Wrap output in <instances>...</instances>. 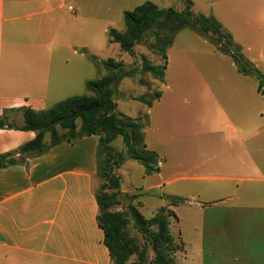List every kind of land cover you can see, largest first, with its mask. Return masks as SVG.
Returning <instances> with one entry per match:
<instances>
[{
  "label": "crops",
  "instance_id": "0c3cea01",
  "mask_svg": "<svg viewBox=\"0 0 264 264\" xmlns=\"http://www.w3.org/2000/svg\"><path fill=\"white\" fill-rule=\"evenodd\" d=\"M190 1L192 11L218 21L232 40L234 35L262 36L256 57L249 46L235 43L256 69L264 67V0ZM141 2L0 0V117L10 124L0 127V154L15 151L35 136L32 130L18 128L23 124V108L43 110L88 92L86 81L98 78L101 60L106 59L95 53L89 41L96 23L107 34L112 18ZM152 2L159 5L158 0ZM233 67L236 70L234 63ZM238 74L243 82L248 77ZM256 93L262 97V110L257 113L262 119L259 142L254 140L259 132L254 94L232 88L225 94L229 101L219 107L228 121L218 131L231 134L219 143L215 164L236 172L222 179L264 183V88L259 92L256 86ZM159 98L145 105V117ZM142 122L144 132L147 118ZM98 140L95 134L64 140L0 167V264H113L96 219ZM255 147L261 156L255 157ZM156 154L158 171L149 175L156 174L160 180L149 187L161 189L164 181L172 183L173 168L167 157ZM258 189L236 187L230 196L236 203L222 212L218 207L223 197L211 205L184 200L168 206L177 222L183 223V235L180 229L178 240L174 239L180 247L174 259L179 253L183 264H264V187ZM254 195L262 197L255 200ZM184 241L189 243L188 252Z\"/></svg>",
  "mask_w": 264,
  "mask_h": 264
},
{
  "label": "rangeland",
  "instance_id": "374dc122",
  "mask_svg": "<svg viewBox=\"0 0 264 264\" xmlns=\"http://www.w3.org/2000/svg\"><path fill=\"white\" fill-rule=\"evenodd\" d=\"M158 1L159 7H173L176 10H182L186 5V0ZM109 23L117 30L124 29L122 16L112 18ZM98 25L96 23L89 41L99 57L120 60L126 68L140 66L143 58L155 64L163 63L164 60L158 48L149 46V43L157 45L152 34L148 33L145 41L136 44L133 53L130 54L120 50L117 43H108L106 32H102ZM261 39L262 36L234 35L233 41H239L244 44V47L249 46L250 54L256 57L260 53ZM165 52L167 65L163 79L153 78L149 72H142L133 77L124 76L114 87L113 98L117 112L133 118H147L148 125L143 132L146 147L155 149L159 157H167L168 166L171 165L173 168V172L171 173L172 169L170 171L172 183L166 184L164 181L161 189L150 188L149 186L159 181L160 177L156 174L145 175L143 166L128 157L121 136H117L109 143L112 147L110 173L118 176L119 187L116 190L104 187L102 190L107 193L117 191L120 195L118 203L110 207L111 211H123L129 204H132L145 218L153 216L160 207L165 206V211H168L166 204L172 195L181 197L186 202L189 200L191 202L204 201L208 205L220 201L219 199L223 197V203L221 207H218V210L222 212L224 208L236 203L230 198L236 187L239 189L259 188V191L264 187L261 181L222 179L226 176H235L236 172H227L215 164L218 158L219 143L231 134L228 132V135L224 136L217 127L228 121L222 116L219 107L229 101L226 95L232 88L237 87L254 94L252 107L256 113L255 127L259 129L254 140L259 142L262 137V119L257 117V113L262 110V97L256 93V78L248 76L244 82L238 79L236 75L239 74L233 67V63L224 59L208 38L193 29L185 28L177 32ZM257 69L264 73V67L260 66ZM104 71L101 67L100 73L96 74L97 77ZM155 91H160L162 95L158 101L154 102L145 117L146 106L139 97ZM230 122L234 124L233 119H230ZM241 135L238 133V136ZM231 136L230 138H235L234 135ZM45 140H48V135L45 136ZM255 150L257 151H254L255 157L261 156L257 147ZM103 157L102 154L100 158ZM166 176L163 171V179H166ZM96 179L95 191H99L104 181L98 172H96ZM133 194L135 197H128ZM252 197L257 200L262 196ZM195 226L192 227L194 234L196 233ZM168 227L169 233L175 240H178L180 229L183 235V223L179 224L173 216L169 218ZM128 230L129 234L136 237L141 245L147 247V260H150L153 254L142 238L143 234L134 227H128ZM184 249L188 252L189 243L187 241H184ZM134 258L135 256H131L127 264H130ZM174 261L176 264H183L179 253L176 254Z\"/></svg>",
  "mask_w": 264,
  "mask_h": 264
},
{
  "label": "trees",
  "instance_id": "16d2710c",
  "mask_svg": "<svg viewBox=\"0 0 264 264\" xmlns=\"http://www.w3.org/2000/svg\"><path fill=\"white\" fill-rule=\"evenodd\" d=\"M122 17L124 29L120 31L113 27L108 28L107 41L117 43L120 50L132 54L134 46L145 41L148 33L152 34L157 45L149 43V46L158 48L163 63L155 64L143 58L140 66L126 68L122 61L108 57L101 60L104 74L86 81L87 94L66 97L43 110L23 108V124L18 128L32 130L35 136L15 151L1 153L0 167L17 163L24 160V157L38 155L64 140L90 134L98 135L97 172L104 183L99 191H95L98 205L96 219L102 229L103 242L112 263L127 264L130 257L135 256L130 264H174V254L180 247L169 233V217L174 216L173 212L165 211L164 206L153 216L145 218L132 204L126 210L111 211L110 207L118 203L120 195L117 191L107 193L102 190L104 187L115 190L119 187L118 176L110 173L112 147L109 143L117 136H121L128 157L143 166L145 175L158 171L157 154L148 149L144 141L142 119L116 111L114 87L122 77H133L142 72H149L153 78L161 80L166 67V48L173 36L185 28L193 29L208 38L218 51L230 57L238 73L254 76L259 92L264 88V74L244 56L240 46L233 42L230 34L218 21L192 11L190 0H186L182 10L159 7L154 2L145 0L132 9L125 10ZM160 94V91H155L140 96L139 99L150 106ZM5 125L10 126L6 124L4 117H0V127ZM102 154L104 157L100 158ZM128 197H135V194ZM183 202L181 197L170 196L166 206ZM128 227H134L143 234L142 238L153 254L150 260H147V247L129 234Z\"/></svg>",
  "mask_w": 264,
  "mask_h": 264
}]
</instances>
